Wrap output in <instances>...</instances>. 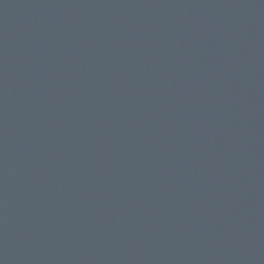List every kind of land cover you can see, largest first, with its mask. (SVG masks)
Instances as JSON below:
<instances>
[{"label": "water", "instance_id": "obj_1", "mask_svg": "<svg viewBox=\"0 0 264 264\" xmlns=\"http://www.w3.org/2000/svg\"><path fill=\"white\" fill-rule=\"evenodd\" d=\"M0 264H264V0H0Z\"/></svg>", "mask_w": 264, "mask_h": 264}]
</instances>
